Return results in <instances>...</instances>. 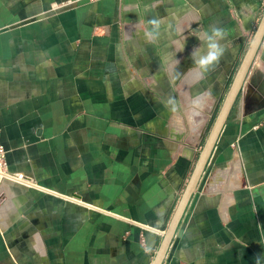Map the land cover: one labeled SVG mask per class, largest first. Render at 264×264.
<instances>
[{
	"label": "crops",
	"instance_id": "1",
	"mask_svg": "<svg viewBox=\"0 0 264 264\" xmlns=\"http://www.w3.org/2000/svg\"><path fill=\"white\" fill-rule=\"evenodd\" d=\"M263 9L0 0V264H152ZM164 264H264V43Z\"/></svg>",
	"mask_w": 264,
	"mask_h": 264
},
{
	"label": "water",
	"instance_id": "2",
	"mask_svg": "<svg viewBox=\"0 0 264 264\" xmlns=\"http://www.w3.org/2000/svg\"><path fill=\"white\" fill-rule=\"evenodd\" d=\"M264 43V13L254 32L252 40L246 50L241 64L235 74L231 86L226 94L220 111L213 123L212 128L205 140V143L197 157L195 166L185 185L178 204L166 228V232L161 239L158 250L152 264H164L172 243L176 237L178 228L188 209V206L198 190L200 182L206 173L209 163L214 155L217 144L230 119V116L238 102L244 85Z\"/></svg>",
	"mask_w": 264,
	"mask_h": 264
},
{
	"label": "built area",
	"instance_id": "3",
	"mask_svg": "<svg viewBox=\"0 0 264 264\" xmlns=\"http://www.w3.org/2000/svg\"><path fill=\"white\" fill-rule=\"evenodd\" d=\"M0 179L10 181L22 187H33L34 183L23 173H15L9 169L7 161V151L0 143ZM166 229H159L157 234L160 238H163ZM142 244L148 249V242L144 236L141 238Z\"/></svg>",
	"mask_w": 264,
	"mask_h": 264
},
{
	"label": "clouds",
	"instance_id": "4",
	"mask_svg": "<svg viewBox=\"0 0 264 264\" xmlns=\"http://www.w3.org/2000/svg\"><path fill=\"white\" fill-rule=\"evenodd\" d=\"M224 35L225 33L221 29H213L211 35H207L208 52L198 61L199 65L205 70H207L208 66L218 61L219 57L222 55L223 49L220 47L218 41L219 39H222ZM145 251H150V249L146 248Z\"/></svg>",
	"mask_w": 264,
	"mask_h": 264
},
{
	"label": "rangeland",
	"instance_id": "5",
	"mask_svg": "<svg viewBox=\"0 0 264 264\" xmlns=\"http://www.w3.org/2000/svg\"><path fill=\"white\" fill-rule=\"evenodd\" d=\"M263 12H264V9H263ZM245 52H246V51L243 52V56L245 55ZM243 56L240 57V60L238 61L237 66L235 67V69H234V71H233V73H232V75H231V77H230V79H229V82L227 83V86H226L225 92H224V94H223L222 101L219 103V105H218V107H217V109H216V112L214 113L213 119L211 120V122H210V124H209V126H208V130H207L206 138H207V136H208V134H209L210 129H211L212 126H213V123H214V121H215V119H216V117H217L219 111H220V108H221V106H222V104H223V101H224V99H225V97H226V94H227V92H228V90H229V88H230V86H231V83H232V81H233V79H234V77H235V74H236V72H237V70H238V68H239V66H240V64H241V61H242V59H243ZM205 140H206V139H205Z\"/></svg>",
	"mask_w": 264,
	"mask_h": 264
}]
</instances>
